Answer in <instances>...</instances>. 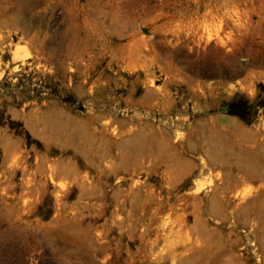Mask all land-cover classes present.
I'll use <instances>...</instances> for the list:
<instances>
[{"label":"rangeland","instance_id":"rangeland-1","mask_svg":"<svg viewBox=\"0 0 264 264\" xmlns=\"http://www.w3.org/2000/svg\"><path fill=\"white\" fill-rule=\"evenodd\" d=\"M212 263L264 264V0H0V264Z\"/></svg>","mask_w":264,"mask_h":264},{"label":"bare ground","instance_id":"bare-ground-1","mask_svg":"<svg viewBox=\"0 0 264 264\" xmlns=\"http://www.w3.org/2000/svg\"><path fill=\"white\" fill-rule=\"evenodd\" d=\"M28 1V0H27ZM123 1V0H121ZM126 6V5H125ZM114 11V10H113ZM126 11V10H125ZM124 13V12H123ZM115 20V19H114ZM127 23V22H126ZM137 43V40L135 41V43H133L132 45H123L120 49H119V53L117 54L118 56V59L120 61H123V62H128L131 66L134 67V63L136 61V59H138L139 57V48H138V45L136 44ZM137 138V137H136ZM135 138V139H136ZM133 139V138H132ZM133 139V140H135ZM137 142V139L136 141ZM140 142V140H139ZM191 144V143H190ZM189 144V145H190ZM217 145V144H216ZM216 147V146H215ZM215 149V148H214ZM216 152V151H215ZM131 153V152H130ZM160 153V152H159ZM210 153V152H209ZM162 154V153H161ZM224 155V154H223ZM162 157V156H161ZM227 198V197H226ZM229 201V200H228ZM216 202V201H215ZM257 202V201H256ZM251 203V202H250ZM220 204V203H219ZM249 204V202H244V203H239V204H236L232 211H231V214L230 215H226L225 216L221 213H223L222 211L219 212L217 211V207L213 208V212L215 213V216H217L220 220H224V221H228V220H232L234 221V223L240 227L241 225L242 226H245L247 225V221L249 220L250 217H252L250 215V211H249V207L247 206ZM224 205V204H223ZM220 209V208H219ZM212 212V213H213ZM250 212V213H249ZM228 214V212H226ZM224 214V213H223ZM250 224V223H249ZM254 226V225H253ZM236 231V229H234ZM231 233V232H230ZM235 239V238H234ZM209 245V244H208ZM211 246V244H210ZM213 247V246H212ZM211 247V248H212ZM217 260V259H216ZM219 260V259H218ZM192 261V260H190ZM233 261V260H232ZM219 262V261H218ZM213 264V263H212ZM225 264V263H224Z\"/></svg>","mask_w":264,"mask_h":264},{"label":"crops","instance_id":"crops-1","mask_svg":"<svg viewBox=\"0 0 264 264\" xmlns=\"http://www.w3.org/2000/svg\"><path fill=\"white\" fill-rule=\"evenodd\" d=\"M152 152L155 153V152H157V150L155 149V150L152 151ZM148 153H149V151H148ZM170 160H171V159H168V160L164 161L165 163H167V166H166L167 170L171 168V167L169 166L170 163H171ZM171 161L174 162V159H172ZM173 166H174V164H173ZM190 167H191V163H190ZM173 170H174V167H173ZM190 172H191V169H189L188 171H185L183 174H189ZM183 176H184V175H182V177H183ZM184 177H186V176H184Z\"/></svg>","mask_w":264,"mask_h":264},{"label":"water","instance_id":"water-1","mask_svg":"<svg viewBox=\"0 0 264 264\" xmlns=\"http://www.w3.org/2000/svg\"><path fill=\"white\" fill-rule=\"evenodd\" d=\"M222 111L228 112V111H231V110L229 108H227V109H223Z\"/></svg>","mask_w":264,"mask_h":264}]
</instances>
